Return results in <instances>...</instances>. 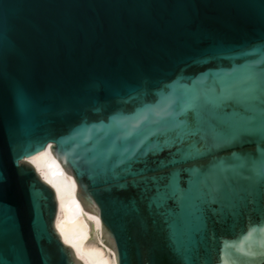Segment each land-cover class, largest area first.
I'll use <instances>...</instances> for the list:
<instances>
[{"label": "water", "instance_id": "water-1", "mask_svg": "<svg viewBox=\"0 0 264 264\" xmlns=\"http://www.w3.org/2000/svg\"><path fill=\"white\" fill-rule=\"evenodd\" d=\"M264 264V0H0V264Z\"/></svg>", "mask_w": 264, "mask_h": 264}, {"label": "bare ground", "instance_id": "bare-ground-1", "mask_svg": "<svg viewBox=\"0 0 264 264\" xmlns=\"http://www.w3.org/2000/svg\"><path fill=\"white\" fill-rule=\"evenodd\" d=\"M26 162H28L35 168L40 178L44 182L49 184L55 192V196L57 200V214L54 221V227L58 232L60 239L65 245L69 246L72 249L74 256L77 258V260H79L82 264H90L79 253V251L76 249L74 244L71 242L69 235L63 225V223H65L68 220V217H67L65 204L60 189L55 166L52 164V162L49 160V158L46 156L44 152L28 158Z\"/></svg>", "mask_w": 264, "mask_h": 264}]
</instances>
